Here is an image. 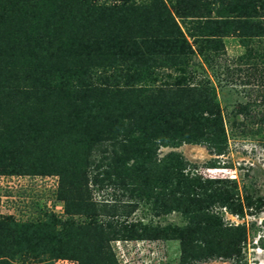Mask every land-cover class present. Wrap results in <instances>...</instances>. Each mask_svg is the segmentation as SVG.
I'll use <instances>...</instances> for the list:
<instances>
[{
  "label": "trees",
  "instance_id": "obj_1",
  "mask_svg": "<svg viewBox=\"0 0 264 264\" xmlns=\"http://www.w3.org/2000/svg\"><path fill=\"white\" fill-rule=\"evenodd\" d=\"M230 35L264 37V0H0V174L57 176L55 198L68 216H5L0 264H118L109 245L115 239L178 240L179 264L240 260L245 225H226L212 209L244 215L235 184L190 173L179 151L158 156L160 147L182 144L223 152L214 88L183 74L193 54L206 59ZM166 68L182 75L154 85V72ZM103 141L110 148L91 183L123 189L147 206L144 215L178 213L183 224L128 221L138 206L99 219L88 168Z\"/></svg>",
  "mask_w": 264,
  "mask_h": 264
},
{
  "label": "rangeland",
  "instance_id": "obj_2",
  "mask_svg": "<svg viewBox=\"0 0 264 264\" xmlns=\"http://www.w3.org/2000/svg\"><path fill=\"white\" fill-rule=\"evenodd\" d=\"M94 1L112 3L115 0ZM129 1L142 4L150 0ZM179 21L183 30L190 27L188 20ZM187 39L192 41L191 37ZM222 41L223 45L217 52L207 49L206 59L198 53L193 54L185 64L187 72L183 75L192 84L209 81V85L214 88L215 101L223 117L226 135L223 152L215 154L203 145L182 144L175 149L160 147L158 156L161 157L170 150L179 151L191 163L188 167L190 173L217 179L223 187L235 184L234 198L238 197L243 201L242 217L228 212L226 207H212L214 211H220L226 225H245L247 238L241 245L240 260L213 257L193 264H264V246L261 245V242L264 243V37L230 35L223 37ZM176 70H156L153 74L157 80L154 85L173 81L174 76L180 74ZM105 148H110L108 141L93 148L92 163L88 168L91 200L102 213L99 219L108 220L109 216L138 206L127 220H149L150 215H144L148 211L142 201L129 199L123 189L106 184L107 182L103 185L91 183L95 164H103L105 160L102 158L103 154H107V151L104 152ZM101 169L102 167L99 168ZM56 186L57 176L0 174V211H3L0 221H8L5 217L8 215L19 221L35 220L42 218L41 214L45 211H52L60 219H66L68 216L63 212V203L55 198ZM247 199L252 204H247ZM257 201L262 202L258 209ZM74 217L82 223L89 220L85 215ZM153 221L159 224L184 223L178 213L153 218ZM116 240L121 241L115 239L109 245L118 264H179L178 240H129L127 245L123 241L118 244ZM57 259H51L52 263ZM36 260L29 258L16 261L29 264Z\"/></svg>",
  "mask_w": 264,
  "mask_h": 264
},
{
  "label": "built area",
  "instance_id": "obj_3",
  "mask_svg": "<svg viewBox=\"0 0 264 264\" xmlns=\"http://www.w3.org/2000/svg\"><path fill=\"white\" fill-rule=\"evenodd\" d=\"M3 176H4V175H3ZM9 176H13V175H9ZM236 217L238 218L237 215H236ZM149 218H150L149 220H151L153 223H156V221H153V218H158V217H154V216H151V215H150ZM147 221H148V220H147ZM232 224L237 225V224H235V223H232ZM122 241H123L126 245L128 244V242H130L129 240H121V241L116 240L115 242H117L118 244H121ZM139 241H141V240H139ZM146 241H148V240H146ZM53 264H77V262L74 261V260H71V259H67V258H58L57 260H53ZM124 264H125V263H124Z\"/></svg>",
  "mask_w": 264,
  "mask_h": 264
},
{
  "label": "crops",
  "instance_id": "obj_4",
  "mask_svg": "<svg viewBox=\"0 0 264 264\" xmlns=\"http://www.w3.org/2000/svg\"><path fill=\"white\" fill-rule=\"evenodd\" d=\"M0 214H3V211H0Z\"/></svg>",
  "mask_w": 264,
  "mask_h": 264
},
{
  "label": "clouds",
  "instance_id": "obj_5",
  "mask_svg": "<svg viewBox=\"0 0 264 264\" xmlns=\"http://www.w3.org/2000/svg\"><path fill=\"white\" fill-rule=\"evenodd\" d=\"M264 237V236H263Z\"/></svg>",
  "mask_w": 264,
  "mask_h": 264
}]
</instances>
